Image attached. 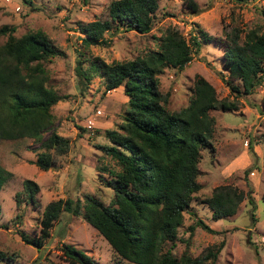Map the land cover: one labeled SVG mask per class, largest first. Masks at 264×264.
Wrapping results in <instances>:
<instances>
[{
	"label": "rangeland",
	"instance_id": "374dc122",
	"mask_svg": "<svg viewBox=\"0 0 264 264\" xmlns=\"http://www.w3.org/2000/svg\"><path fill=\"white\" fill-rule=\"evenodd\" d=\"M112 0H0V27H13L15 37L26 32L41 31L60 54L43 63L45 86L61 98L51 106L54 131L67 139L61 154H51L53 166L39 170L33 161L43 150L40 140L22 138L0 141V167L11 176L0 187V252L11 258L0 264H31L39 260L61 262L60 248L72 245L83 251L96 264H133L119 258L96 229L81 216L62 212L49 229L42 248L36 250L24 244L18 232L39 235V219L43 207L50 201L66 198L81 206L85 196L107 205L113 191L106 186L109 178L102 167L118 169L115 160L106 155L103 146L110 145L105 130H118L127 107L122 86L106 91L101 79L93 76L89 83H79L74 67L78 53L88 59L105 63L133 60L146 52L157 50L159 38L167 30H175L189 42V37L202 31L211 38H222L235 28L240 37L262 23L264 0L236 3L229 0H194L201 8L190 13L183 0H159L151 29L140 34L135 31L106 32L105 44L80 43L78 27L91 21L107 19V5ZM6 35H0L3 42ZM222 48L215 41L201 44L191 60L181 69L165 67L157 75V88L164 99L165 109L176 112L185 107L191 96L196 76L203 77L213 88L217 100L234 104V108L209 111L213 118L207 148L200 150L196 181L199 189L192 194L182 222L176 229L171 253L191 257L223 241L215 264H264V115L261 108V85L250 94L239 88L232 93L221 81ZM87 64H82L85 67ZM264 77V73L262 75ZM48 132L43 134V138ZM29 179L38 186L36 206L25 201L21 193L22 180ZM230 185L243 193L250 189L254 200L253 216L244 198L234 215L213 220L205 200L214 187ZM16 200L20 201L16 203ZM201 220L215 233L195 226L189 235V225ZM4 226V227H3Z\"/></svg>",
	"mask_w": 264,
	"mask_h": 264
},
{
	"label": "trees",
	"instance_id": "16d2710c",
	"mask_svg": "<svg viewBox=\"0 0 264 264\" xmlns=\"http://www.w3.org/2000/svg\"><path fill=\"white\" fill-rule=\"evenodd\" d=\"M159 0H112L107 5V19L95 20L78 27L80 43L105 44L104 33L135 31L145 34L151 29ZM244 3L247 0H229ZM190 13L201 8L194 0H183ZM262 23L247 30L242 38L235 28L222 38H211L202 31L187 42L175 30H167L160 38L157 50L146 52L133 60L105 63L98 58L88 59L78 53L74 71L79 83H89L93 76L102 80L106 91L122 86L126 109L118 130H105L110 145L101 147L115 160L118 169L102 167L109 174L104 181L113 191L109 204L85 196L80 206L66 198L47 203L39 219V235L27 236L18 232L20 240L36 250L42 248L49 229L62 212L81 216L103 236L114 253L133 264H215L223 246L220 241L205 252L191 257L184 253L172 255L176 229L182 222L192 194L199 189L196 181L199 152L207 148L212 131L210 110L231 109L234 104L217 100L212 86L200 76L193 82L188 104L176 112L165 109L158 92L157 75L165 67L181 70L201 44L215 41L222 48L221 81L230 92L238 93L233 84L240 82L242 93L250 94L261 85V108L264 115V11ZM12 26H1L0 35V141L22 138L40 140L43 150L36 154L33 164L42 171L53 166L51 154L67 149V139L54 131L50 108L61 97L45 86L43 63L59 55V50L41 31L12 35ZM86 62V66L82 64ZM48 135L43 138V134ZM11 174L0 167V187ZM19 193L25 201L36 206L37 184L22 180ZM250 189L243 193L230 185L214 187L205 200L213 220L234 215L238 204L246 198L253 216L254 200ZM264 204V195L261 197ZM20 201L16 200V203ZM195 226L215 233L201 220L189 225V235ZM4 227V226H3ZM61 262L35 258L31 264H96L83 251L72 245L60 248ZM11 258L0 252V262Z\"/></svg>",
	"mask_w": 264,
	"mask_h": 264
}]
</instances>
